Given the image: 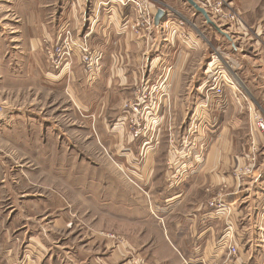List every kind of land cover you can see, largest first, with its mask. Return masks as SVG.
Masks as SVG:
<instances>
[{"label":"crops","instance_id":"1","mask_svg":"<svg viewBox=\"0 0 264 264\" xmlns=\"http://www.w3.org/2000/svg\"><path fill=\"white\" fill-rule=\"evenodd\" d=\"M253 1L243 10L254 20L250 31L264 52V13L257 10L260 0ZM88 2L0 0V106L8 108V97L12 96L16 104L12 103L15 107L11 109L15 108L16 116L11 120L20 115L22 124L26 117L33 124L30 131H15L14 136L23 134L36 140V148L31 150L38 152L44 148L47 155L63 157L59 168L54 169L47 163L46 171L61 172L63 204L67 206H62L57 217H47L51 221L45 226L33 219L36 214L31 211L20 212L14 207V213L0 214V219L32 220L17 237L9 239L7 246L0 240V264L17 261L25 264H223L228 258V239L223 240L226 221L231 223L230 237L238 251L230 264H264L262 151L257 157L260 165L253 178L239 183L231 176L234 168L246 161L245 109L249 104L233 89L225 88L220 97L212 96L208 116L214 126L204 139L200 138L203 146L194 151L195 160H183L188 163L186 175L177 182L172 180L170 175L174 171L179 175L181 169L177 165L172 171L166 166V154L158 143V134L155 145L137 148L128 136L112 130L118 126L120 102L128 97L130 87L138 85L145 75L151 86L161 87L169 94L170 123L175 128L184 123L187 115L191 116L203 101L206 66L199 61L197 71L186 76L189 74L186 67L196 63L194 56L201 50V43L193 37L188 42L166 41L160 36L159 27L153 29L147 41L131 33L121 34L120 24L133 16L129 7L113 10L110 15L100 14L89 39L98 52L93 79L76 55L62 68H51L40 49L42 43L54 44L65 26L86 33L91 9ZM229 36L230 41L221 37L222 43L218 45L221 44L234 67L236 85L253 99L264 93V67L255 65L262 57L247 50L242 54L239 43ZM181 44L188 47L183 48ZM24 89L63 98L66 116L71 115L78 124L82 123L79 128L84 132L87 126L91 127L99 148L100 139L108 144L115 141L110 150L117 155L124 151L133 159L143 156L137 166L135 162L125 166L115 164L118 171L135 166L139 171L133 174L138 192L133 193L131 187L121 183L117 174L103 179L102 169L86 162V155L74 147L70 135L59 127L57 120L31 111L41 104L37 100L40 98L30 99L28 107L17 105ZM51 108V104H46V114ZM161 116L167 118L164 112ZM108 122L113 124L112 130L107 127ZM117 180L119 185L115 184L108 195H103V189ZM0 188V198L9 197V204L16 203L14 192L4 191L5 185ZM210 190L217 196L212 198ZM222 196V201L231 209L226 220L208 207L209 202ZM19 199L30 207L54 204L52 195L39 197L29 193L20 195ZM90 214L94 219L90 221L93 228H70L74 216ZM73 232L76 238L69 240ZM106 235L115 238L109 239ZM59 236L65 245L55 242Z\"/></svg>","mask_w":264,"mask_h":264},{"label":"rangeland","instance_id":"2","mask_svg":"<svg viewBox=\"0 0 264 264\" xmlns=\"http://www.w3.org/2000/svg\"><path fill=\"white\" fill-rule=\"evenodd\" d=\"M88 1V7L90 8L93 0ZM155 1L162 5H167L170 8V14L172 15L170 19H173L171 30H168V28H160V36L165 38L166 41H177L179 39V42H183V40H187L186 42H188V38L191 39V37H193L195 40L201 43V50L196 51L197 55L194 56L196 63L193 62L192 66H190V64L187 65L186 68L187 70H189V74H186V76L190 75L192 72L197 71L199 67V61H201V63L206 66V79L203 91V101L201 103H198V105L202 106V108L195 107V109H193L192 115H187L185 122L175 128V125L170 123V107L167 105L169 94L163 91L164 89L161 87L151 86V84H149L150 81L145 75V77L141 76V80L138 85H136L135 87H130L128 97L120 102L121 106L119 108V117L116 121V123H118V126L114 130H112L111 128H113V124L109 125L110 123L108 122L107 127L110 128V130L115 131V134L121 133L123 136H128L129 139H131V143H134L135 147L137 148H145L155 145V137L158 134L160 142L158 141V139L157 141L162 146L164 154H166V159L164 161L166 166L173 169L175 166L179 165L181 169L179 175L175 173L174 169L172 170L174 171V173L170 175L172 180L174 179V181L177 182L179 178L183 175H186V172L188 171L186 169L188 163H186L187 161L183 163V160L186 159L189 160V162L191 160H195L193 154L194 151L197 148H201V146H203L200 142V138L201 140L204 139V135L208 133V131H210L214 126L212 125L208 116L209 102L211 100V97H220L221 95H223V91L225 88L233 89L241 98L245 99L246 103H248L249 105L247 104L248 106H246L245 109L248 121L246 131V161L243 165L234 168V170L231 172V176L236 182L239 183L253 178L254 172L257 171L260 165V163L258 164L257 157L260 155L261 151V153H263L264 163V93L257 94L256 96H253V99H251L247 95V93L241 91V89L238 88V86L236 85V75L234 67L227 56L223 53L224 50L221 48V44L218 45L219 43H222L223 39L221 37L223 36L217 33L211 26L207 25L203 17L196 11H194L184 0ZM155 1L150 0L152 4L155 3ZM194 1L206 11L207 15H212L213 18H210V16L209 18L213 23L220 27V29L225 33L231 35L235 39V41L239 43V45L241 46L242 54H244V51L247 50L248 52L250 51L253 54H257V56L260 55L259 58L262 57V60L258 59L255 62V65L259 67L261 65L262 67H264V52L261 51V45L255 42L253 34L250 31L251 26H253L254 24V20L248 18L246 12L244 13L243 10L244 7L251 5V3L254 2L253 0ZM154 6L157 7L158 4L155 3ZM261 8H264V0H260L257 7V10L264 13V9L261 10ZM65 29H68L70 32H72L74 37L80 38L82 41H86L88 47H90L93 52L98 53L92 48L89 43L90 36L94 32L95 28H93V31L90 33L89 38L85 40L83 38V35L85 33H79L78 31L73 30L68 26H65L61 29L58 35V39L54 44L47 45V43H42L40 49H42L43 51V45L45 44V46H54L58 42L60 34ZM86 30V32H88V26ZM127 33L130 32L128 31ZM151 35L152 33L150 34V37H152ZM181 45L183 48L184 46L188 47L185 44ZM198 57L200 58V60H197ZM213 58L214 60H216V63L220 60V58L223 61L226 60V62H228L227 66L231 67L230 70L234 74L233 76L231 75V73H228L227 81H230L232 84L221 79L220 91L208 90L209 82L211 81L208 76L207 67ZM45 60L49 65L46 56ZM69 60L70 59L66 60L63 65L59 68H56V70L65 66ZM82 66L84 67L83 64ZM92 66V75H89L85 70V72L89 77H91V79L95 77L94 74L97 71L98 59L97 64L93 62ZM190 68H192L193 70L191 71ZM223 70H226L225 65L223 67ZM37 97L40 98L37 100H40L41 104L35 106L31 111H34L38 114L40 113V115L46 117L47 119L49 118L50 120H57V122L59 123V127L70 135V142L74 144V147L80 149V151L86 155V162H93L102 169L101 174L103 175V179L109 177L112 178L111 175L117 174L118 179L121 183H123L126 187H131L129 189H131L133 193L138 192L137 189L139 186L137 180L133 178V174L139 173V171L134 168L135 166H131L130 169H119L118 171L115 168V164L122 163V165L125 166L128 163L130 164L135 162L137 163V166L140 165L142 160L141 158H143V156H138L137 159H133V157H131L129 154H127V152L125 153L124 151L121 152V154L117 155L114 151L110 150L113 145H116L115 141H111L108 144L104 140L100 139L102 146L101 148H99L96 140L92 136L93 129L91 127L88 128L87 126L86 132H84L83 130H81V128H79V126H83L82 123L78 124L76 122V119H73L71 115L66 116V112L63 110V107H66L64 102L65 100L60 96L46 95L44 92L41 93L37 90H33L32 92H30L29 90L24 89L22 92L21 100L17 105L25 104V107H28L30 99H34ZM8 102L10 103H7L6 105H8L9 107H2L4 113L3 117L0 118V187H2V185H5L7 188L4 191L14 192L15 195H17V198H15L16 203L9 204L11 200L9 197H1L0 214L6 215L8 213H14V207H16V211H31L32 213H35L36 215L33 216V219L45 226L51 221L50 219L48 220L50 215H54V217H57L62 211V206L67 207L66 204H63V202L65 201V197L64 195H62L63 185L61 184V172H57L55 170L46 171L47 163H51L54 169L59 168L62 163L63 157L61 155H47L44 148L38 149V152L36 150H31L36 148V140L30 139L29 136H25L23 134L20 137L14 136L15 131H30V128L33 129V124L30 123V121H32L31 118L28 119L27 117L24 118L25 124H22L21 122L23 118L20 115L17 116V119L11 120V117L14 118L16 116L14 115V111H16L14 110L15 108L11 109L13 108V106L15 107V105H13L12 103H16L14 102V98L12 96L8 97ZM46 104L52 105V108L50 109L51 111H48V114H46L45 112ZM161 112L166 113L167 118H163V116H161ZM258 117L260 118L262 124H256L255 128L253 127V129H251V123L258 119ZM168 118L170 119V121H167ZM120 142L121 138L119 143ZM253 144H255L256 146L255 151L251 149V146ZM124 145L125 141L122 142V146ZM249 161H251L252 163H249ZM180 163L183 164L180 166ZM246 170H250V173L246 174ZM237 172L239 174L246 175L240 178L239 175H236ZM75 174L77 177L78 173ZM86 182H88V178H86ZM103 182L107 183L106 181ZM115 184L119 185L118 180L115 183H112L109 187L103 189V195H108L110 189L113 188ZM208 192H210V195H214L212 196V198L217 196L216 192L214 193L212 192V190ZM29 193H36L39 197H49L52 195L54 204L49 205L48 203H43L38 204L37 206L31 205V207L30 205H25L23 203V200L19 198L20 195L22 197L25 194ZM223 199L224 196L216 200H220L224 207H228L224 203V201H222ZM262 199L264 200V192ZM83 210L85 212L88 211L87 208H83ZM91 214L90 216H88L89 218L87 217V215L84 216L87 218L74 216V219H72L69 223L71 224L70 228H93V225L90 221H94V219H92ZM229 214H231V209ZM219 216H223L225 220L227 219L226 215ZM31 221L32 220L12 218L0 219L1 242L7 246L9 243V239H11L12 241V236L13 239L17 237L24 230V226ZM227 223L228 221L225 222V229ZM106 236L109 239L115 238V236L113 235ZM71 237L69 238V240L75 239L76 233L73 232ZM225 238L226 236L223 237V240H225ZM55 242L60 246H62L63 244L65 245L66 243L62 242V236L56 238Z\"/></svg>","mask_w":264,"mask_h":264},{"label":"built area","instance_id":"3","mask_svg":"<svg viewBox=\"0 0 264 264\" xmlns=\"http://www.w3.org/2000/svg\"><path fill=\"white\" fill-rule=\"evenodd\" d=\"M155 1V0H154ZM157 3L158 6L155 7L154 4ZM155 3H151L150 0H93L91 3V9L88 17V32H86L83 38L86 40L89 38L90 33L93 31L94 26L97 24L100 18V14H108L110 15L113 10H119L123 8H131L133 11V16L130 21H124L120 24L121 33L130 32L135 37L139 39L147 40L150 37L154 29V15L157 10H161L164 12V18L162 22L159 24V28H168L171 30V25L173 24V19H170L172 15L170 14V8L167 5H162L155 1ZM210 18L212 15H209ZM213 18V17H212ZM46 45V44H45ZM43 45V52L46 56L47 62L53 68H59L63 65V63L71 59L72 56L77 55L79 60L84 65V69L87 71L89 75H92L93 71L92 65L93 62L97 64L98 53L93 52L86 41H82L80 38L74 37L73 33L68 29H65L59 37L58 42L54 46H45ZM77 53V54H76ZM216 59V58H215ZM214 58L208 64L207 72L211 82H209V91H220L221 88V79L227 81L228 73L234 76L231 67L227 66L228 62L223 61L221 58L216 63ZM217 64V65H215ZM215 65V66H214ZM224 65L226 66V70H223ZM213 67V68H212ZM231 83L230 81H227ZM232 84V83H231ZM144 100V99H143ZM3 109L0 107V118L3 117ZM256 124H262L260 118L253 121L250 125V128H255ZM261 127V126H260ZM251 149L255 151L256 146L253 144ZM188 155V154H187ZM182 156V155H181ZM249 163H252L249 161ZM246 174L250 173V170H246ZM246 174H239L240 178L245 176ZM208 207L210 209L215 210L217 215H226L228 217L230 214V209L228 207H224V205L220 202V200L212 201L208 203ZM232 233L231 223L228 222L224 237L227 242V260L223 264H230L231 259L237 255V248L234 246L230 234ZM11 264H25L23 261L13 262ZM209 264H217L216 262H211Z\"/></svg>","mask_w":264,"mask_h":264},{"label":"water","instance_id":"4","mask_svg":"<svg viewBox=\"0 0 264 264\" xmlns=\"http://www.w3.org/2000/svg\"><path fill=\"white\" fill-rule=\"evenodd\" d=\"M194 11H196L198 14H200L205 23L209 26H211L217 33H219L220 35H222L226 40L230 41V36L225 33L224 31H222L220 29V27H218L215 23H213L209 16L207 15L206 11L200 7L194 0H184ZM164 18V12L161 10H158L156 12V14L154 15V25L155 27H158L159 24L161 23V21Z\"/></svg>","mask_w":264,"mask_h":264},{"label":"bare ground","instance_id":"5","mask_svg":"<svg viewBox=\"0 0 264 264\" xmlns=\"http://www.w3.org/2000/svg\"><path fill=\"white\" fill-rule=\"evenodd\" d=\"M199 108H202V106H200Z\"/></svg>","mask_w":264,"mask_h":264}]
</instances>
